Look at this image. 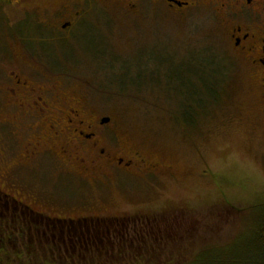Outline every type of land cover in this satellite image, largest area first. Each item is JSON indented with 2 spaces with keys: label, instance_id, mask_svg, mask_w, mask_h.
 Returning <instances> with one entry per match:
<instances>
[{
  "label": "rangeland",
  "instance_id": "374dc122",
  "mask_svg": "<svg viewBox=\"0 0 264 264\" xmlns=\"http://www.w3.org/2000/svg\"><path fill=\"white\" fill-rule=\"evenodd\" d=\"M19 4L29 11L46 6L49 14L62 8L59 0ZM91 14L113 20L108 28L101 26V38L90 41L94 49L71 56L69 40L65 41L67 49L60 44L53 47L57 51L50 49L49 60L57 70L64 67L63 60L74 61L76 77L92 82L84 101L87 114L110 117L111 131L119 137L123 154L129 156L128 149L136 150L157 165L159 173L120 175L117 183L103 180L107 185L91 184L85 191L78 190L76 181L68 180L52 188L49 183L54 182V176L71 169L62 161H49L38 172L27 168L8 174V178L26 184L46 200L68 199L69 205L75 206L73 211L50 213L46 206L33 205L51 218L85 215L86 223L94 226L102 224L96 219H153L184 212L182 226L189 232L181 245L182 264L207 251L199 264L208 258L264 264V255L252 240L255 221L264 216V120L257 74L233 56L219 24L204 9L194 11L186 21L163 8H143L133 17L114 7L97 6ZM34 18L24 12H9L10 30L0 17V83L5 72L16 65L14 58L19 54V45L11 35L23 33V23L25 30L28 22L32 28ZM19 41L25 42L23 38ZM6 47L13 59L4 57ZM196 57L198 62L193 65ZM147 60L154 65L150 69ZM143 69H148L147 77ZM182 80L193 84L180 88ZM137 84L139 89L134 86ZM180 92L198 93L197 101H182ZM28 127L31 133L33 127ZM11 153L6 129L0 126V186H6L4 173L16 165ZM227 205L232 212L224 210ZM40 253L44 258L49 250L42 247Z\"/></svg>",
  "mask_w": 264,
  "mask_h": 264
},
{
  "label": "flooded vegetation",
  "instance_id": "af4514ba",
  "mask_svg": "<svg viewBox=\"0 0 264 264\" xmlns=\"http://www.w3.org/2000/svg\"><path fill=\"white\" fill-rule=\"evenodd\" d=\"M24 1L0 0V17L10 30L13 24L10 23L9 12H24L25 16H35L31 22L32 28L28 22L25 30L23 23V33L15 32L11 35L19 45V54L16 55L18 58H14L16 65L5 72L4 81L0 83V126L6 129L12 152L10 156H16V165L4 173L7 187L5 184L0 186V211H4L7 216L11 211H17L19 204L43 216H48L45 214L47 212L75 209L74 205H69L68 199L46 200L26 184L15 183L10 176L8 178V174H19L27 168L38 172L49 161H62L66 169H71L54 176V182H50L49 187L57 188L66 180L76 181L80 191L90 188L91 184L107 185L103 180L110 184L114 181L117 183L120 175L153 176L160 171L157 165L146 160L136 150L133 151L134 149H128L129 156L123 154L124 148L119 137L111 131L110 117L100 118L92 113L87 114L84 101L87 99V88L92 87V82L84 77H76L74 61L63 60L64 67L57 70L49 60L50 49L57 51L53 47L59 44L61 48L63 46L67 49L65 41L69 40L71 56L76 52L88 53L94 49L90 41L101 38L99 33L104 31L102 27L108 28L109 23L113 22L111 17L109 19L92 15L94 7H114L133 17L140 15L143 8H163L184 21L194 11H208L219 24L233 56L257 74L260 87L259 107L264 120V0H59L62 8L50 14L46 6H37L29 11L19 4ZM103 19L106 20L105 25ZM21 21L22 19L18 20ZM22 38L25 40L23 43L19 41ZM29 48L37 54H33ZM6 50L8 54L4 57L13 59L9 48L6 47ZM193 61L197 63V57ZM68 63L71 65H67ZM18 64L25 69H20ZM151 64L147 60L148 69L154 66ZM143 71L146 72L144 69ZM147 75L145 73V77ZM76 78L79 81L73 82ZM179 84L180 88L185 84L186 88L191 85L186 81ZM139 85L134 86L136 88ZM180 94L183 101L196 102L198 98V93L194 92ZM105 119L108 121L104 122ZM28 126L33 127L31 133H28ZM55 167L62 168H52ZM5 187L7 191L4 190ZM36 203L46 206L47 212L35 210L33 205ZM48 218L81 226H85V221L88 220L85 215L77 219ZM1 232L0 230V264H16V259L20 260L22 257L17 255L12 259L11 246L14 243L10 240L11 233ZM44 236L40 228L36 241L38 247L43 246ZM16 239L15 247L27 244L26 239ZM41 258L42 256L39 257Z\"/></svg>",
  "mask_w": 264,
  "mask_h": 264
},
{
  "label": "trees",
  "instance_id": "16d2710c",
  "mask_svg": "<svg viewBox=\"0 0 264 264\" xmlns=\"http://www.w3.org/2000/svg\"><path fill=\"white\" fill-rule=\"evenodd\" d=\"M184 102L187 103L189 100ZM19 207H21L19 216L16 211H11L9 216L5 215L4 211H0L1 233L10 231V240L14 244L16 236L18 240H27V244L21 247H15L14 244L11 246L12 259L17 255L22 257L20 260L16 259V264H182L181 245L186 241L189 232L182 226L185 219L184 212L164 213L165 215L153 219L149 217L96 219L95 222L102 224L93 226L87 223L86 226H81L49 219L21 204ZM224 210L230 213L233 209L231 205H227ZM40 228L45 235L42 247L44 250H49V254H46L48 257L44 255V258H41L42 262L38 260L42 247H38L36 242ZM253 236L252 240L257 243L256 247L263 256L264 216L255 221ZM48 243L50 245H47ZM208 252L199 255L200 258H197L199 260L194 259L186 264H199ZM165 253L169 255L163 257ZM204 260V264L236 263L231 259ZM251 262L250 260L246 264Z\"/></svg>",
  "mask_w": 264,
  "mask_h": 264
},
{
  "label": "water",
  "instance_id": "95a60500",
  "mask_svg": "<svg viewBox=\"0 0 264 264\" xmlns=\"http://www.w3.org/2000/svg\"><path fill=\"white\" fill-rule=\"evenodd\" d=\"M107 121H108L107 119L104 120V122H107Z\"/></svg>",
  "mask_w": 264,
  "mask_h": 264
}]
</instances>
